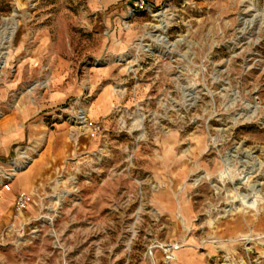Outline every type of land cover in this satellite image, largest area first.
Returning <instances> with one entry per match:
<instances>
[{"label": "rangeland", "instance_id": "obj_1", "mask_svg": "<svg viewBox=\"0 0 264 264\" xmlns=\"http://www.w3.org/2000/svg\"><path fill=\"white\" fill-rule=\"evenodd\" d=\"M0 62V264H264V0H0Z\"/></svg>", "mask_w": 264, "mask_h": 264}, {"label": "built area", "instance_id": "obj_2", "mask_svg": "<svg viewBox=\"0 0 264 264\" xmlns=\"http://www.w3.org/2000/svg\"><path fill=\"white\" fill-rule=\"evenodd\" d=\"M142 3V0H139V5ZM73 121L75 122H80L86 124V117L84 113L82 112L81 109H77L73 115ZM93 126V125H92ZM32 150L27 152L24 149L18 150V152L15 153V156L11 158L9 161V167L7 168L6 171H3V182L1 183L3 188L8 187V182L9 180L16 171L20 170L22 167H24L28 161H30L31 156H32ZM28 194L24 191H18L15 193L14 196V201H13V207L15 211H20L23 208L26 207L28 203Z\"/></svg>", "mask_w": 264, "mask_h": 264}, {"label": "crops", "instance_id": "obj_3", "mask_svg": "<svg viewBox=\"0 0 264 264\" xmlns=\"http://www.w3.org/2000/svg\"><path fill=\"white\" fill-rule=\"evenodd\" d=\"M21 172V171H20ZM27 174V173H26ZM1 192V191H0ZM0 194H3L4 196L7 194V191H3V192H1ZM3 196V197H4Z\"/></svg>", "mask_w": 264, "mask_h": 264}, {"label": "bare ground", "instance_id": "obj_4", "mask_svg": "<svg viewBox=\"0 0 264 264\" xmlns=\"http://www.w3.org/2000/svg\"><path fill=\"white\" fill-rule=\"evenodd\" d=\"M0 65H1V62H0Z\"/></svg>", "mask_w": 264, "mask_h": 264}]
</instances>
